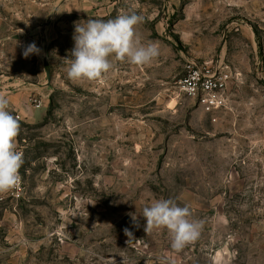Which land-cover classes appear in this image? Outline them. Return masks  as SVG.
<instances>
[{
  "label": "rangeland",
  "instance_id": "1",
  "mask_svg": "<svg viewBox=\"0 0 264 264\" xmlns=\"http://www.w3.org/2000/svg\"><path fill=\"white\" fill-rule=\"evenodd\" d=\"M133 12L158 58L69 80L75 26ZM188 60L232 71L225 109L177 97ZM18 91L22 192L0 200V264H264V0H0V94ZM169 198L204 222L180 252L144 231V207Z\"/></svg>",
  "mask_w": 264,
  "mask_h": 264
},
{
  "label": "clouds",
  "instance_id": "2",
  "mask_svg": "<svg viewBox=\"0 0 264 264\" xmlns=\"http://www.w3.org/2000/svg\"><path fill=\"white\" fill-rule=\"evenodd\" d=\"M144 20L135 12L120 14L113 19H89L86 24L78 23L74 32V48L66 58L67 77L74 82H101L114 67L115 62L135 66L151 65L159 56L153 43H143L136 28ZM22 32V30H19ZM41 49L33 42L23 52L25 58L39 55ZM20 122L9 111V101L0 94V194L11 192L21 182L20 168L23 153L18 149L16 138ZM142 216L146 220L145 233L166 230L170 247L176 252L199 239L204 222L192 218L189 207H181L173 199H158L144 207ZM139 227L135 215L132 217ZM129 237L132 233L125 228Z\"/></svg>",
  "mask_w": 264,
  "mask_h": 264
},
{
  "label": "built area",
  "instance_id": "3",
  "mask_svg": "<svg viewBox=\"0 0 264 264\" xmlns=\"http://www.w3.org/2000/svg\"><path fill=\"white\" fill-rule=\"evenodd\" d=\"M233 79L232 71L223 62L207 64L188 60L184 64L182 75L175 83V89L177 97L182 96L193 101L203 112L212 115L226 108L227 91ZM39 106L40 103L36 102L35 107ZM18 149L23 153L21 148ZM21 192L22 177L19 186L9 192L8 196L18 198ZM3 198L0 196V200Z\"/></svg>",
  "mask_w": 264,
  "mask_h": 264
},
{
  "label": "crops",
  "instance_id": "4",
  "mask_svg": "<svg viewBox=\"0 0 264 264\" xmlns=\"http://www.w3.org/2000/svg\"><path fill=\"white\" fill-rule=\"evenodd\" d=\"M26 93L24 91H18L11 93L9 96H6L9 101V111L12 113L11 110L19 112V114H24L26 111L29 110L28 104L25 102L26 100ZM20 116V115H19ZM16 142L18 144V139L16 138ZM3 196V194H0Z\"/></svg>",
  "mask_w": 264,
  "mask_h": 264
}]
</instances>
